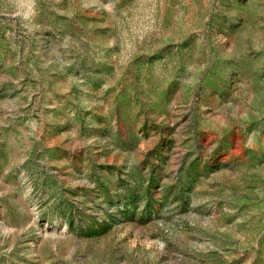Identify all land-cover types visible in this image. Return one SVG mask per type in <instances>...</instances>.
Here are the masks:
<instances>
[{
	"label": "rangeland",
	"instance_id": "1",
	"mask_svg": "<svg viewBox=\"0 0 264 264\" xmlns=\"http://www.w3.org/2000/svg\"><path fill=\"white\" fill-rule=\"evenodd\" d=\"M0 264H264V0H0Z\"/></svg>",
	"mask_w": 264,
	"mask_h": 264
}]
</instances>
